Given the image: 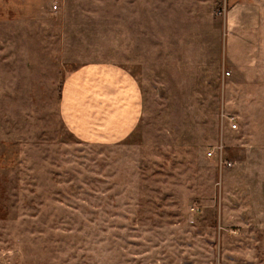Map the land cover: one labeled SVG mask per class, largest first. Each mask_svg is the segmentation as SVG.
I'll use <instances>...</instances> for the list:
<instances>
[{"label": "rangeland", "instance_id": "1", "mask_svg": "<svg viewBox=\"0 0 264 264\" xmlns=\"http://www.w3.org/2000/svg\"><path fill=\"white\" fill-rule=\"evenodd\" d=\"M231 1L0 0V264H264V92L228 75ZM108 62L142 122L84 141L63 87Z\"/></svg>", "mask_w": 264, "mask_h": 264}, {"label": "crops", "instance_id": "2", "mask_svg": "<svg viewBox=\"0 0 264 264\" xmlns=\"http://www.w3.org/2000/svg\"><path fill=\"white\" fill-rule=\"evenodd\" d=\"M226 21L225 58L230 75L250 86L259 98L264 92V0H232ZM251 106L255 116L263 115L264 96L260 101L251 99ZM61 113L64 124L79 139L120 143L129 139L142 122L143 88L123 65L87 64L67 77ZM230 130L235 131L232 127Z\"/></svg>", "mask_w": 264, "mask_h": 264}, {"label": "built area", "instance_id": "3", "mask_svg": "<svg viewBox=\"0 0 264 264\" xmlns=\"http://www.w3.org/2000/svg\"><path fill=\"white\" fill-rule=\"evenodd\" d=\"M230 74L231 73L229 72L228 75ZM227 119L229 120L232 129L237 130L239 127L237 117L234 115H228ZM222 150H223V146L211 148L208 152V157L216 158L220 164L232 166L233 165L232 161L225 160L224 157L222 156Z\"/></svg>", "mask_w": 264, "mask_h": 264}]
</instances>
